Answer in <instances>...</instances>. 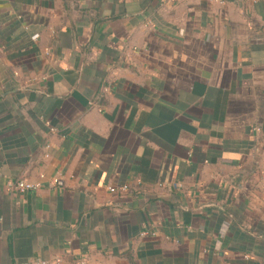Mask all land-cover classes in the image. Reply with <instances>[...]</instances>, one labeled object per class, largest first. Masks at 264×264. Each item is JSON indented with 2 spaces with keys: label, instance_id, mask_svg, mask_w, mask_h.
Returning a JSON list of instances; mask_svg holds the SVG:
<instances>
[{
  "label": "crops",
  "instance_id": "obj_1",
  "mask_svg": "<svg viewBox=\"0 0 264 264\" xmlns=\"http://www.w3.org/2000/svg\"><path fill=\"white\" fill-rule=\"evenodd\" d=\"M57 257L264 264V0H0V264Z\"/></svg>",
  "mask_w": 264,
  "mask_h": 264
},
{
  "label": "built area",
  "instance_id": "obj_2",
  "mask_svg": "<svg viewBox=\"0 0 264 264\" xmlns=\"http://www.w3.org/2000/svg\"><path fill=\"white\" fill-rule=\"evenodd\" d=\"M51 186H61L63 185V181L61 179H53L50 183ZM40 186L39 183H32L28 179L25 178H17L8 183L7 189L10 192H26L31 189L38 188ZM111 192L121 191L125 193L128 191V185H122L120 187L110 186ZM147 233V232H144ZM16 264H66L63 259L57 257L53 259H44V258H31L28 260L18 261Z\"/></svg>",
  "mask_w": 264,
  "mask_h": 264
}]
</instances>
